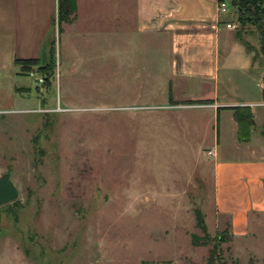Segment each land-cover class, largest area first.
Listing matches in <instances>:
<instances>
[{
    "label": "rangeland",
    "instance_id": "374dc122",
    "mask_svg": "<svg viewBox=\"0 0 264 264\" xmlns=\"http://www.w3.org/2000/svg\"><path fill=\"white\" fill-rule=\"evenodd\" d=\"M56 34L53 64L18 59L17 103L0 111V178L18 191L0 207V264H264V227L234 241L216 214L209 152L229 158V141L208 111L167 110L165 54Z\"/></svg>",
    "mask_w": 264,
    "mask_h": 264
},
{
    "label": "crops",
    "instance_id": "0c3cea01",
    "mask_svg": "<svg viewBox=\"0 0 264 264\" xmlns=\"http://www.w3.org/2000/svg\"><path fill=\"white\" fill-rule=\"evenodd\" d=\"M57 12L58 0H0V111L18 100L15 60L39 59L46 65L57 31L69 43L116 41L134 58L141 48L155 59L163 53L167 110L208 111L210 135H226L229 141V158L219 142L211 150L216 214L228 218L234 241L248 237L250 228H263L264 76L254 74L255 55L262 57L258 36L250 43L226 29L227 23L236 25L218 13V0H75L70 20L61 24ZM199 102L206 104L189 105ZM234 107L252 113L254 128L246 143L237 140L233 112L227 110ZM220 115H225L221 122Z\"/></svg>",
    "mask_w": 264,
    "mask_h": 264
},
{
    "label": "trees",
    "instance_id": "16d2710c",
    "mask_svg": "<svg viewBox=\"0 0 264 264\" xmlns=\"http://www.w3.org/2000/svg\"><path fill=\"white\" fill-rule=\"evenodd\" d=\"M226 2L228 6L236 11L237 24L239 26L251 25L255 28L259 41V52L264 58V0H218V3ZM75 11V0H58V23L68 22ZM239 40L242 41L241 35L237 34ZM246 49L250 47L244 42ZM53 48V45L52 47ZM52 54V55H51ZM50 63H54L53 51L50 49ZM18 60H15V65ZM38 65V61H23L19 65ZM43 69L40 67V70ZM264 84V78H263ZM17 92V91H16ZM262 100L264 101V86L262 88ZM202 104V103H195ZM233 112V120L237 125V140L239 143H246L250 138V132L254 128L253 116L248 107L228 108ZM264 135V129L262 132Z\"/></svg>",
    "mask_w": 264,
    "mask_h": 264
},
{
    "label": "water",
    "instance_id": "95a60500",
    "mask_svg": "<svg viewBox=\"0 0 264 264\" xmlns=\"http://www.w3.org/2000/svg\"><path fill=\"white\" fill-rule=\"evenodd\" d=\"M18 198V191L10 180V174L0 178V207L15 202Z\"/></svg>",
    "mask_w": 264,
    "mask_h": 264
},
{
    "label": "built area",
    "instance_id": "2783aa9c",
    "mask_svg": "<svg viewBox=\"0 0 264 264\" xmlns=\"http://www.w3.org/2000/svg\"><path fill=\"white\" fill-rule=\"evenodd\" d=\"M229 6L226 2H220L218 3V13L219 14H222V15H225V14H228V11H229ZM226 29L228 30H234L236 28V26L232 25V23H227L225 25ZM264 106V104H263ZM209 155H211V152H209Z\"/></svg>",
    "mask_w": 264,
    "mask_h": 264
}]
</instances>
